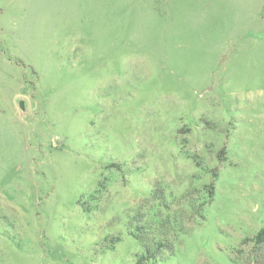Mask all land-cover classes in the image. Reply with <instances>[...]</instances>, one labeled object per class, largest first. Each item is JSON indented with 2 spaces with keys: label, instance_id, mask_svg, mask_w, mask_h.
<instances>
[{
  "label": "rangeland",
  "instance_id": "374dc122",
  "mask_svg": "<svg viewBox=\"0 0 264 264\" xmlns=\"http://www.w3.org/2000/svg\"><path fill=\"white\" fill-rule=\"evenodd\" d=\"M263 228L264 0H0V264H264Z\"/></svg>",
  "mask_w": 264,
  "mask_h": 264
},
{
  "label": "trees",
  "instance_id": "16d2710c",
  "mask_svg": "<svg viewBox=\"0 0 264 264\" xmlns=\"http://www.w3.org/2000/svg\"><path fill=\"white\" fill-rule=\"evenodd\" d=\"M258 242H264V228L256 235Z\"/></svg>",
  "mask_w": 264,
  "mask_h": 264
},
{
  "label": "water",
  "instance_id": "95a60500",
  "mask_svg": "<svg viewBox=\"0 0 264 264\" xmlns=\"http://www.w3.org/2000/svg\"><path fill=\"white\" fill-rule=\"evenodd\" d=\"M20 106H21L22 108H24V102H23V101L20 102Z\"/></svg>",
  "mask_w": 264,
  "mask_h": 264
}]
</instances>
